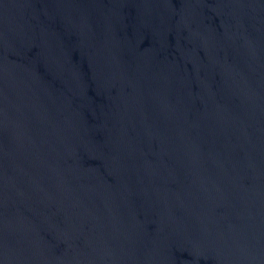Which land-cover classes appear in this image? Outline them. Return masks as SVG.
<instances>
[{"label": "water", "instance_id": "obj_1", "mask_svg": "<svg viewBox=\"0 0 264 264\" xmlns=\"http://www.w3.org/2000/svg\"><path fill=\"white\" fill-rule=\"evenodd\" d=\"M0 264H264V0H0Z\"/></svg>", "mask_w": 264, "mask_h": 264}]
</instances>
